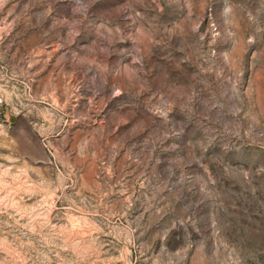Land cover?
Here are the masks:
<instances>
[{
    "label": "rangeland",
    "instance_id": "obj_1",
    "mask_svg": "<svg viewBox=\"0 0 264 264\" xmlns=\"http://www.w3.org/2000/svg\"><path fill=\"white\" fill-rule=\"evenodd\" d=\"M0 264H264V0H0Z\"/></svg>",
    "mask_w": 264,
    "mask_h": 264
}]
</instances>
